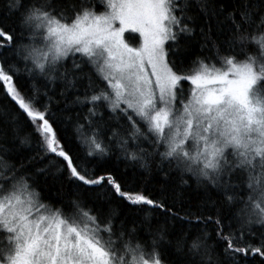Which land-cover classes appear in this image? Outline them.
Instances as JSON below:
<instances>
[{
    "label": "snow or ice",
    "instance_id": "obj_1",
    "mask_svg": "<svg viewBox=\"0 0 264 264\" xmlns=\"http://www.w3.org/2000/svg\"><path fill=\"white\" fill-rule=\"evenodd\" d=\"M194 44L212 55L184 68L175 58ZM20 63L30 79L59 86L65 111L87 106L74 129L83 157L62 142L49 90L18 84ZM0 91V264H166L167 219L153 227L148 213L191 215L112 171L97 174L113 143L149 174L159 157L165 180L176 173L208 200L217 194L215 214L195 217L205 228L177 239L174 264H264V0H7ZM9 134L36 155L5 160ZM36 160L47 163L30 170ZM49 172L75 186L66 208L37 188ZM122 205L144 213L139 226Z\"/></svg>",
    "mask_w": 264,
    "mask_h": 264
},
{
    "label": "trees",
    "instance_id": "obj_2",
    "mask_svg": "<svg viewBox=\"0 0 264 264\" xmlns=\"http://www.w3.org/2000/svg\"><path fill=\"white\" fill-rule=\"evenodd\" d=\"M221 2L231 5L236 2V0H221ZM6 3L7 0H0V12L5 10ZM129 34L130 33L125 35L126 39L129 40L130 44L137 45L139 41L134 38L132 39ZM210 55H212L211 52L207 50L202 51L199 44H194L187 53L182 54L175 59H177V62L182 64L184 68H187V66L197 57ZM76 59L79 62V56H77ZM71 63L72 61L69 59L67 65L70 67ZM19 67L21 72L18 78V84L23 85L24 88L27 89L35 83V86L38 87L41 92L49 90V95L53 97L52 110L62 119L59 132L62 142L66 144L67 148L74 156L78 155L83 157L84 148H82L77 141L74 129L77 122H84V116L87 115V106H74L70 110L65 111L64 99L58 95L59 86H57L56 91H52V85L47 84L43 78H37L36 80L30 79L28 74L23 70V63H20ZM85 71L91 74V70L87 67L85 68ZM92 80L96 86L103 87V83L94 74H92ZM80 87L81 92H83L82 85ZM185 87L187 88V85H185ZM4 103H7V101L5 100L3 91H0V104ZM68 117H71V119H68ZM121 123L127 126L126 121L122 120ZM108 127H116V124L113 122L108 125ZM109 134L110 132L105 133L106 143V137ZM6 147L13 149V151L3 154L5 160L16 164L19 163L21 158L36 155L37 151L35 146L31 149H21L18 142L13 144L11 134H9L6 141ZM46 163V160L43 162L39 160L33 161V168L30 170L44 167ZM149 163L151 164L150 174L144 169H141L138 163L125 160L113 143L110 155L100 164L97 174H102L104 171H112L118 177H123L125 180L138 185L153 198L158 199L165 197L166 203L169 206H172L173 211L177 212L180 216L191 215L192 223H188V221L182 222L180 220H173L170 217H166L159 209L148 213L153 227L158 224H164L167 219L168 231L171 235H169L166 240L170 241V243L166 242L162 247V251L165 254L166 264H174L177 255V239H179L184 233H190L194 236L200 230L205 228L204 224H197L195 222V217L200 215H214L215 209L212 207V201H216L218 197L215 192H212L209 194L211 200H208L207 197L197 189L196 183L193 180H189L187 185H181L179 176L176 173H170L168 180H165L163 173L156 167L157 163H159V157L153 158ZM93 165H95V161H93ZM165 170H167V165H165ZM52 171L54 172V169ZM185 179L188 178L185 177ZM37 188L41 192L45 202L50 203L55 207L66 208L69 202L75 198L76 193L75 186L68 182L66 174L64 176H54L51 172L37 177ZM97 191L100 190L97 189ZM121 208L122 216L126 214L129 221L136 219L139 226V220L143 217L144 213L137 214L135 209H129L126 205H122ZM145 211H147V209ZM213 227V225H208V231H211ZM140 237L142 239H148L145 230H141ZM253 242H256L255 238L253 239ZM250 264H260L259 258L250 261Z\"/></svg>",
    "mask_w": 264,
    "mask_h": 264
},
{
    "label": "rangeland",
    "instance_id": "obj_3",
    "mask_svg": "<svg viewBox=\"0 0 264 264\" xmlns=\"http://www.w3.org/2000/svg\"><path fill=\"white\" fill-rule=\"evenodd\" d=\"M126 34H128V32H126L125 35H126ZM129 35L132 37V39L134 38L135 40H138L139 42H138L137 45H132V44L129 43V40L126 39V36H125L126 41H127L131 46H133V47L139 46V44H140V37H139V34H138V33H132V34H129Z\"/></svg>",
    "mask_w": 264,
    "mask_h": 264
}]
</instances>
